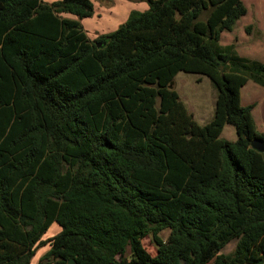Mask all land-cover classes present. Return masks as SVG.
Wrapping results in <instances>:
<instances>
[{"label": "trees", "instance_id": "trees-1", "mask_svg": "<svg viewBox=\"0 0 264 264\" xmlns=\"http://www.w3.org/2000/svg\"><path fill=\"white\" fill-rule=\"evenodd\" d=\"M142 1L90 41V0H0V264L45 245L50 264H264V134L239 97L264 65L219 45L242 0ZM179 72L215 90L202 126Z\"/></svg>", "mask_w": 264, "mask_h": 264}, {"label": "rangeland", "instance_id": "rangeland-1", "mask_svg": "<svg viewBox=\"0 0 264 264\" xmlns=\"http://www.w3.org/2000/svg\"><path fill=\"white\" fill-rule=\"evenodd\" d=\"M45 2H53L54 0H44ZM93 5L96 6L97 18L96 16L91 19H86L82 21L83 30L87 33L90 41L95 40L99 35L100 31H113L120 24L123 23V19L128 15V11H137L143 12L147 9V5L142 0H90ZM263 1V2H262ZM246 7H248L250 12L263 13L264 14V0H244ZM124 9L125 12H120ZM127 17V16H126ZM126 19V18H125ZM245 17L238 20V29L233 28L232 32H224L221 34L219 39V45L222 47H237L239 50L246 54L258 55V50H263L264 39H262V46H260V37L257 31L259 30V22L256 18L253 19V25L245 26L243 25ZM250 28V31L246 33V29ZM100 28V30H97ZM241 29V30H240ZM253 29L255 32H253ZM253 39L249 42H244V34L248 36L251 34ZM110 33V32H109ZM239 39H241L239 41ZM226 45V46H223ZM260 46V47H259ZM259 56V55H258ZM244 59V58H243ZM248 60V59H247ZM254 61V60H251ZM257 62V61H255ZM259 63V62H258ZM261 64V63H260ZM264 65V64H262ZM174 90L178 94L179 99L185 105L187 110L192 113L193 119L198 125H204L208 123L213 115L214 110V101H215V90L210 84L208 78L200 76L197 74H189L179 72L174 78ZM249 83V82H248ZM246 89L245 94L248 97L245 101L248 103H255V106L261 105L264 103V88L261 89L257 86H254L252 83ZM240 97V95H239ZM248 103V104H249ZM249 106V105H248ZM246 107V106H243ZM259 111H264V106L258 108ZM256 112V113H257ZM253 117V116H252ZM256 128V127H255ZM260 130L264 133V124H261ZM221 138L228 141L234 142L236 140V135L234 128L231 125H225L221 133ZM59 232V227L53 225L49 231L43 236V239L48 240L55 234ZM169 232L167 230L160 233V238L164 241ZM141 244L144 250L151 256H154L156 253V245L153 243L150 236H147L141 240ZM235 242H230L223 250V254H229L233 251ZM48 246L39 247L35 255L32 258L33 264H50L48 260H42L43 255L48 250ZM129 254V249L127 248L126 255Z\"/></svg>", "mask_w": 264, "mask_h": 264}, {"label": "crops", "instance_id": "crops-1", "mask_svg": "<svg viewBox=\"0 0 264 264\" xmlns=\"http://www.w3.org/2000/svg\"><path fill=\"white\" fill-rule=\"evenodd\" d=\"M55 1V0H54ZM263 2V1H262ZM48 3V2H47ZM50 3V2H49ZM242 3H243V5H244V8L246 9V14L242 17V18H246V19H243V20H245V22H244V24L243 25H245L246 27L247 26H250V25H253V19L254 18H256L257 20H258V22H259V30L257 31V33H259V37H260V46H262V39H264V14L263 13H256V12H250L249 11V9H248V7H246V4H245V2H244V0H242ZM93 4V3H92ZM261 5H264V4H261ZM133 11V10H132ZM97 10H96V6L95 5H93V15H92V17L91 18H93V17H97V18H99L98 16H97ZM120 12H125L124 11V9H122V10H120ZM131 12V11H130ZM129 11H128V15H129V13H130ZM128 15H126V12H125V17H124V21H123V23L126 21V19H127V17H128ZM127 16V17H126ZM66 18H71V17H69V16H65ZM91 18H87V19H91ZM126 18V19H125ZM241 18V19H242ZM83 20H86V19H83ZM82 20V21H83ZM82 21H80V23H81V26H82ZM238 21H237V23H236V25H235V28L236 29H238ZM121 25V24H120ZM82 28H83V26H82ZM249 28V27H248ZM97 30H100V28H98ZM241 30V29H240ZM114 31V30H113ZM112 31V32H113ZM101 33V35H104V34H108L109 32L111 33V31H104V30H101L100 31ZM253 32H255V30L253 29ZM246 34H244V39H242V40H244V42H249V41H252V40H254L253 39V36H252V32H251V34H249L248 36H245ZM86 36H87V33H86ZM100 36V35H99ZM87 38H88V36H87ZM89 39V38H88ZM90 40V39H89ZM241 39H239V41H240ZM222 46V45H221ZM223 46H226V45H223ZM259 46V47H260ZM262 49L263 50H260V53H259V50H258V55H253V54H246V53H243V52H241L240 50H239V48H237V47H235L234 48V51H235V53L237 54V56H239L240 58H244V59H248V60H254V61H257V62H259V63H261V64H264V47H262ZM250 83H252V82H249V83H247L244 87H242L241 88V90H240V103H241V105L242 106H248V105H251L252 103H247L246 101V99L248 98L247 96H246V94H245V91H246V89H248V87L251 85ZM254 86H257V85H255L254 83H252ZM257 87H259V86H257ZM250 88V87H249ZM259 88H261V87H259ZM261 89H263V88H261ZM249 90H251V88L249 89ZM246 100V101H245ZM253 105H254V108H253V110H252V116H253V120H254V123H255V127H256V130H257V132L258 133H261V134H264V133H262V131L260 130V126H261V124H264V111L262 112V111H259V112H257L259 109L258 108H262L263 106H264V103H262L261 105H257V106H255V103H253ZM257 112V113H256Z\"/></svg>", "mask_w": 264, "mask_h": 264}, {"label": "water", "instance_id": "water-1", "mask_svg": "<svg viewBox=\"0 0 264 264\" xmlns=\"http://www.w3.org/2000/svg\"><path fill=\"white\" fill-rule=\"evenodd\" d=\"M97 47H100V44H97ZM250 148L258 153L263 154L264 157V144L260 139H254L251 141ZM67 264H74V261L70 260Z\"/></svg>", "mask_w": 264, "mask_h": 264}]
</instances>
